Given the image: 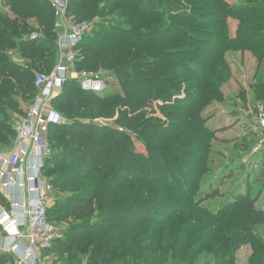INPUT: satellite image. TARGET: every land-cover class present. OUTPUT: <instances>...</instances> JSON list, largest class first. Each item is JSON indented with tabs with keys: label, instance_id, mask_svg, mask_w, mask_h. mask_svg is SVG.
<instances>
[{
	"label": "trees",
	"instance_id": "16d2710c",
	"mask_svg": "<svg viewBox=\"0 0 264 264\" xmlns=\"http://www.w3.org/2000/svg\"><path fill=\"white\" fill-rule=\"evenodd\" d=\"M161 1L168 8L179 5L180 9L176 10L179 13L173 14L169 9L146 16L147 6H139L141 4L134 0H68L67 15L76 22L92 21L106 12H115L132 26L127 29L114 26L111 28L114 36L105 31L106 41L100 43L94 42L87 33L77 46L73 68L94 72L109 68L124 78L127 97L133 99L129 105L131 114L138 111L146 99L137 91L136 82L148 85L150 90L154 88L156 97L166 102L178 94L181 86V81L169 76L172 71H167L177 65L181 70H188L191 65L197 67V75L203 73L201 80L209 82L202 86L203 98L199 94L196 98L191 92L195 88L187 86L188 95L161 106L164 113L185 116L182 121L172 122L171 128L176 131L174 139L177 142L187 141L183 145L188 147L182 149H194L195 153L179 154L181 161L171 160V164L197 182L205 168L203 161L207 150L197 134L202 133L204 140L212 136L196 107L205 97L221 99L220 87L230 74L229 63L224 57L227 50L248 49L264 67V0H239L236 7L226 6L220 0H205L185 9L182 3L194 0ZM228 17L238 21L233 38L228 35ZM169 18L179 21L171 30L167 26ZM207 20L212 24H207ZM56 27L54 9L47 0H0V152L9 149L15 138L14 124L23 113L20 101L30 103L37 93L35 74L49 73L57 63ZM34 32L37 36L31 38ZM177 38L180 42L175 43ZM9 50H14L22 62L13 60ZM260 80L261 77L255 83L254 94L264 107V82ZM131 82L132 85H128ZM120 102L122 99L117 95L108 98L101 93L82 90L76 74L70 75L63 86L54 91L51 105L65 122L49 127L52 155L42 169L49 189H60L69 180L89 179L95 172L101 174L90 187L64 200L57 198L55 205L49 206L50 220H70L72 224L42 256L58 253L59 258L50 264H132L128 239L143 225H167L180 213L179 207L182 215L189 213V219L177 223L181 229L175 235V248L186 239L187 248L202 246L211 252L214 257L211 264H233L235 252L242 244H248L252 250L248 264H264V210L255 208L250 194L235 196V201L226 203L216 213L197 206L191 198L192 191L184 192L176 186L179 181L176 170L169 172V184L161 178L164 170L157 164L158 151L148 149V156L135 153L131 142L118 128L92 122L98 117H113ZM184 105V110L179 109ZM129 113L121 112L116 123L136 129L139 136L155 142V135L147 131L157 128L151 130L149 123L143 124L142 114L128 116ZM159 125L156 121L153 126ZM172 151L168 149L169 153ZM193 155L199 159L196 158V169L187 170L182 164L189 162L187 156ZM188 198L191 200L184 206L179 205L178 199ZM228 217L230 219H226ZM189 225L197 230L196 237L186 238L185 228ZM220 225L230 232L225 234L218 228ZM114 247V261L111 262L108 259ZM179 258L186 264H193L195 256L184 258L182 254ZM0 264H13V257L0 252Z\"/></svg>",
	"mask_w": 264,
	"mask_h": 264
},
{
	"label": "rangeland",
	"instance_id": "374dc122",
	"mask_svg": "<svg viewBox=\"0 0 264 264\" xmlns=\"http://www.w3.org/2000/svg\"><path fill=\"white\" fill-rule=\"evenodd\" d=\"M116 1L119 2L120 0ZM159 1L158 3L155 0H134V2L141 4L139 6H147L146 10L148 13H146V16H155V13L161 14L169 9L171 12L173 11V14L179 13V11H176L180 9L179 5L176 4L168 8L165 6V2ZM170 1L173 2V0ZM203 1L205 0H194L190 3L185 2L182 3V6L185 9L191 5L202 4ZM220 1L226 6L231 7H236V3L239 2V0ZM88 22L91 23L88 37L97 43L106 41V38L103 37L105 31L113 35L114 32L111 28L114 26L126 29L132 27L130 26L131 24H127L125 18L123 19L117 16L115 12H106L103 16H97ZM206 23L211 25L212 21L207 20ZM178 24L179 21H172L171 18L167 22L170 30ZM226 24L229 38H233L238 21L228 17ZM151 26H154V24ZM161 42L163 44L167 43V41L163 40ZM178 42H180V38H177L175 41V43ZM224 57L229 63L230 74L228 79L220 87V100H214L208 97H205L204 100L201 99L204 96L202 86H207L209 83L207 80H201L203 73L197 75L198 68L192 65L189 66L190 68L188 70H181L179 65H177L172 68L173 70L169 69L167 72L172 71L169 76H173L175 79L181 81L178 94H175L170 100L164 102L162 97H156L154 88L150 90L148 85L136 82L135 86L137 87V91L144 94L146 99L141 104L140 109L131 114L129 113V105L133 103V99L130 100V97H127V92L123 85L127 81L115 75L111 69L101 68L97 71L98 75L104 80V90L101 94H104L108 98L117 95L122 99V102L117 105L113 117H98L92 120V122L99 126H113L118 128L128 138V141L131 142L135 153L148 156L150 155L148 149L158 151L160 155L157 164L164 170L161 178L166 179L167 184H169L171 180V177H168L169 172L176 170L175 166L171 164V160L178 163V161H181L180 155L186 156L188 154H194L195 150L182 149L188 147L183 145L187 141L180 143L174 139L176 131L172 129V122L175 120L182 121L185 119V116L179 114L176 116L168 112L164 113L161 106L173 104L175 99L184 98L189 92H186V87L193 86L195 89H192L191 92L193 91L195 93L196 98H198V94L202 95L200 99L203 100V102L198 103L196 111L201 118L206 120L204 126L208 129V133L212 138L209 137L208 140H204L202 133L197 134V137L207 145L203 161V167L205 168L202 169V173L199 175L197 182L190 176L187 177L185 172L181 173L176 170L175 172L179 175V181L176 182V186L184 192L192 191L193 196L191 198L195 199L198 203L197 206H202L213 213L220 210L226 203L235 201L237 199L235 196L246 192L253 199L255 208L257 210H264V126L258 123V111L256 108L258 104H261V99L254 94L257 79L261 77L260 81L264 82V67H262L261 61H259L254 53L248 49H230L226 51ZM174 60L177 61L179 59L175 58ZM258 70L259 72L257 74ZM83 71L75 70L76 73ZM185 81H187L186 84L184 83ZM128 85H132V82L128 83ZM22 102L20 101L21 108L22 105L29 104L24 102L22 104ZM123 102L128 103L124 105ZM185 107L184 105L179 109L184 110ZM121 112L129 113L128 116L142 114L144 119L143 124L149 123L151 130L157 128L152 131H147V134L155 135V142L146 140V136H139L136 129H129L125 125L117 124L116 120ZM89 121L87 120L86 122L89 123ZM156 121L160 122L158 127L153 126ZM107 136L109 137L110 135ZM169 148L173 149L171 153L168 152ZM186 158L189 162H184L182 166L187 170L188 168L189 170H195L198 158L194 155L187 156ZM164 173H167L165 177L163 175ZM99 174L101 173L95 172L89 179L79 178L77 180L66 181L65 186L60 189H49L47 187V199L50 208L55 205V202L59 198L64 200L68 196L77 195L78 190L90 187ZM189 198L178 199L180 202L179 205L184 206L186 201L189 202L191 200ZM177 209L180 210V213L175 215L174 219L167 225L156 227L143 225L128 239L127 248L130 252V262L132 264H144L145 260H147L146 264H186L183 259L179 258L182 254L184 258L195 256L193 264H211L214 257L211 252L203 249L202 246L189 249L187 248L186 239H184L182 245L176 248L173 246L175 235L181 229L177 225L178 221L181 219H189V213H187L188 215H182V209L179 207ZM52 216L54 215L51 214L50 217L52 218ZM226 219L230 218L228 217ZM53 221L56 222L58 228H61L62 232L72 224L70 220L56 221L53 219ZM218 228L223 230L225 234L226 232H230V229L225 226L220 225ZM185 230L186 238L187 236H197L198 232L197 230L194 231L192 226H187ZM114 252L115 247L108 261H114ZM251 253V247L248 244H242L235 252L233 264H248ZM57 258H59L58 253L48 254L45 259L46 264H50Z\"/></svg>",
	"mask_w": 264,
	"mask_h": 264
},
{
	"label": "built area",
	"instance_id": "2783aa9c",
	"mask_svg": "<svg viewBox=\"0 0 264 264\" xmlns=\"http://www.w3.org/2000/svg\"><path fill=\"white\" fill-rule=\"evenodd\" d=\"M57 21V63L49 73H36L37 93L22 105L23 113L14 124L15 138L9 149L0 152V252L13 257V264H45L42 253L63 237L61 228L49 219L48 183L42 175L52 155L49 127L65 122L51 101L54 91L75 73L77 46L90 31L91 23L76 22L67 15L68 0H47ZM37 36L34 32L31 38ZM13 60L22 62L9 50ZM80 88L95 94L104 90V80L94 71L76 73ZM22 104H24L22 102ZM258 123L264 126V107L256 106Z\"/></svg>",
	"mask_w": 264,
	"mask_h": 264
},
{
	"label": "crops",
	"instance_id": "0c3cea01",
	"mask_svg": "<svg viewBox=\"0 0 264 264\" xmlns=\"http://www.w3.org/2000/svg\"><path fill=\"white\" fill-rule=\"evenodd\" d=\"M35 25H36V23H34ZM75 71V70H74ZM73 74H76V72L75 73H73ZM6 202V199L4 198V197H2L1 195H0V203H5ZM46 256H42V261H43V263H45L46 264Z\"/></svg>",
	"mask_w": 264,
	"mask_h": 264
}]
</instances>
